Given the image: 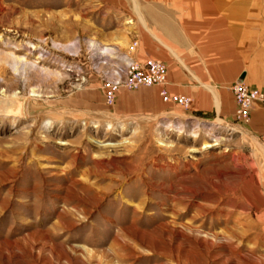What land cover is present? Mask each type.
Instances as JSON below:
<instances>
[{
	"label": "rangeland",
	"instance_id": "374dc122",
	"mask_svg": "<svg viewBox=\"0 0 264 264\" xmlns=\"http://www.w3.org/2000/svg\"><path fill=\"white\" fill-rule=\"evenodd\" d=\"M130 7L0 0V264H264V130L250 127L264 102L236 120V81L221 115L159 85L109 103L144 62L123 42ZM11 54L33 67L13 71Z\"/></svg>",
	"mask_w": 264,
	"mask_h": 264
},
{
	"label": "crops",
	"instance_id": "0c3cea01",
	"mask_svg": "<svg viewBox=\"0 0 264 264\" xmlns=\"http://www.w3.org/2000/svg\"><path fill=\"white\" fill-rule=\"evenodd\" d=\"M109 1L115 6L120 0ZM128 2L138 7L139 21L123 27V42L134 43L135 58L165 65L167 92L189 97L191 111H234L229 90L236 81L264 91L263 0ZM250 127L258 134L264 130L259 104Z\"/></svg>",
	"mask_w": 264,
	"mask_h": 264
},
{
	"label": "built area",
	"instance_id": "2783aa9c",
	"mask_svg": "<svg viewBox=\"0 0 264 264\" xmlns=\"http://www.w3.org/2000/svg\"><path fill=\"white\" fill-rule=\"evenodd\" d=\"M121 73L120 78L110 82L105 89V97L109 103L113 101L119 85L129 89L159 85L161 86L159 93L164 101H172L184 108L190 104V98L185 95L167 93L165 88L166 67L160 60L148 59L144 62L130 60ZM231 90L236 105L235 118L240 122L248 120L250 109L255 101L264 102V91L252 88L245 82L234 83Z\"/></svg>",
	"mask_w": 264,
	"mask_h": 264
},
{
	"label": "bare ground",
	"instance_id": "6f19581e",
	"mask_svg": "<svg viewBox=\"0 0 264 264\" xmlns=\"http://www.w3.org/2000/svg\"><path fill=\"white\" fill-rule=\"evenodd\" d=\"M33 65L34 63L29 62L26 58L19 59L18 57L11 54V61L9 62V66L11 67L13 71L23 74V72L29 71V69H31ZM2 72H3L4 77L7 76L6 70L2 69ZM5 109L8 110V112L13 113L12 106L10 104L6 105V107H3L2 110H5Z\"/></svg>",
	"mask_w": 264,
	"mask_h": 264
},
{
	"label": "water",
	"instance_id": "95a60500",
	"mask_svg": "<svg viewBox=\"0 0 264 264\" xmlns=\"http://www.w3.org/2000/svg\"><path fill=\"white\" fill-rule=\"evenodd\" d=\"M238 82H240V81H238Z\"/></svg>",
	"mask_w": 264,
	"mask_h": 264
}]
</instances>
